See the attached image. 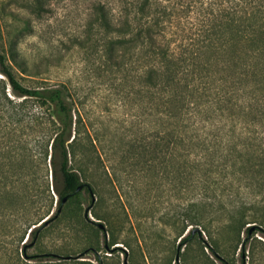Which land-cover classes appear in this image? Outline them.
I'll return each mask as SVG.
<instances>
[{
    "label": "rangeland",
    "instance_id": "1",
    "mask_svg": "<svg viewBox=\"0 0 264 264\" xmlns=\"http://www.w3.org/2000/svg\"><path fill=\"white\" fill-rule=\"evenodd\" d=\"M97 1L0 0V46L17 77L28 86H63L97 145L96 151L80 152L79 147L75 161V167L85 169L93 194L83 187L57 207L48 160L38 154L41 134L36 123L11 130L29 148L38 146V152L23 167L26 182L0 179V207L20 206L41 214L47 185L54 201L44 222L31 224L38 225L34 236H27L29 223L23 221L13 231L15 217H0V264H220L209 245L242 264L245 235L232 228L230 214L239 207L244 220L255 221L245 225L264 228V166L241 172L243 159L237 151L249 145V134H260L264 127L252 131L228 122L225 137L213 143L223 154L209 158L214 164L211 176L196 166L205 158L171 156L162 145L154 151L146 87L138 84L133 64L128 60L119 69L107 66L97 25L92 39L79 44ZM221 2L227 5L225 0H172L177 11L191 5L181 21L191 29L192 21L223 10ZM44 108L49 110L48 105ZM253 161L260 162L255 157ZM8 163L0 162V172L12 177L14 168ZM204 176L211 183L202 192ZM202 194L203 202L198 203ZM200 208L212 222L211 235L203 232L204 241L195 236L183 243ZM252 230L264 241L260 229ZM257 245L264 264V247Z\"/></svg>",
    "mask_w": 264,
    "mask_h": 264
},
{
    "label": "trees",
    "instance_id": "2",
    "mask_svg": "<svg viewBox=\"0 0 264 264\" xmlns=\"http://www.w3.org/2000/svg\"><path fill=\"white\" fill-rule=\"evenodd\" d=\"M225 1L227 5L220 3L223 10L192 21L195 27L191 29L181 24L182 16L191 5L177 11L172 0H115L116 6L110 0H99L87 22V35L79 42L81 46L89 42L92 29L98 26L104 44L101 54L107 66L119 69L129 60L135 67L138 84L146 87L154 151L162 145L164 152L171 156L205 158L202 162L198 160L196 166L206 176L213 175L214 171L213 159L209 161V158L215 153L223 154L213 143L216 138L225 137L228 122L250 127L252 131L264 127V0ZM32 122L41 134L39 152L36 145L35 150L29 148L19 133H11ZM246 139L249 145L237 151L243 159L241 172L264 166V147L260 146L264 132L251 133ZM94 140L66 89L60 85L24 84L0 46V162L5 159L14 168L12 177L0 172V179L6 176L19 185L26 182L23 167L37 151L48 160L53 191L58 196L57 207L77 194L81 183L93 194L85 169L75 167V161L79 147H82L80 152L97 150ZM3 144L7 146L4 148ZM254 157L260 162H249ZM206 176L202 180V192L211 183ZM47 190L48 195L40 205L45 210L42 215L31 214L20 206H4L0 207V217H15L10 225L13 231L23 221L29 223L27 236H34L38 225L31 224L44 222L53 205L49 185ZM204 194L199 196L198 203L203 202ZM192 217L194 226L182 237L183 243L195 236L204 241L203 232L211 235L212 222L205 218L203 209ZM230 217L232 228H240L245 235L240 249L242 264H261L257 243L264 247V241L253 236L257 230L252 229H260L264 236V228L245 225L255 221L244 220L246 214L239 207ZM209 247L220 264H235L221 256L214 246Z\"/></svg>",
    "mask_w": 264,
    "mask_h": 264
},
{
    "label": "water",
    "instance_id": "3",
    "mask_svg": "<svg viewBox=\"0 0 264 264\" xmlns=\"http://www.w3.org/2000/svg\"><path fill=\"white\" fill-rule=\"evenodd\" d=\"M84 186H85V184L84 183H81V184L78 185L77 189L79 190V189L83 188ZM66 198H67V195L64 196L63 200H65ZM86 213H88V212L86 211ZM97 224H98V226L100 228H102L105 231V225L102 222L98 221Z\"/></svg>",
    "mask_w": 264,
    "mask_h": 264
}]
</instances>
